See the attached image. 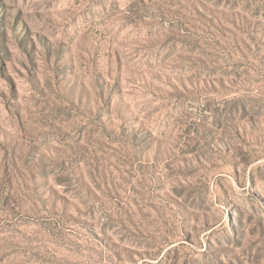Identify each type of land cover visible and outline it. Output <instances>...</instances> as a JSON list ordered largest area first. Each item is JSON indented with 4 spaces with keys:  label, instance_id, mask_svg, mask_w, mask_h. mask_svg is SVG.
Here are the masks:
<instances>
[{
    "label": "rangeland",
    "instance_id": "374dc122",
    "mask_svg": "<svg viewBox=\"0 0 264 264\" xmlns=\"http://www.w3.org/2000/svg\"><path fill=\"white\" fill-rule=\"evenodd\" d=\"M0 264H264V0H0Z\"/></svg>",
    "mask_w": 264,
    "mask_h": 264
}]
</instances>
